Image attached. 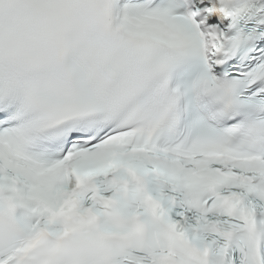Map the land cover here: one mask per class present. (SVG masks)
Segmentation results:
<instances>
[{
	"label": "snow or ice",
	"instance_id": "6c2138e0",
	"mask_svg": "<svg viewBox=\"0 0 264 264\" xmlns=\"http://www.w3.org/2000/svg\"><path fill=\"white\" fill-rule=\"evenodd\" d=\"M130 176L207 264H264V0H0V189L40 202L29 230Z\"/></svg>",
	"mask_w": 264,
	"mask_h": 264
},
{
	"label": "clouds",
	"instance_id": "9594fccd",
	"mask_svg": "<svg viewBox=\"0 0 264 264\" xmlns=\"http://www.w3.org/2000/svg\"><path fill=\"white\" fill-rule=\"evenodd\" d=\"M148 193L143 177L130 176L120 195L102 206V215L59 219L48 230L33 233L28 226L40 220V202L23 187L2 188L0 254L31 242L25 264H122L130 249L145 247L166 264H207L210 253L154 208ZM138 208L145 211L136 215Z\"/></svg>",
	"mask_w": 264,
	"mask_h": 264
}]
</instances>
